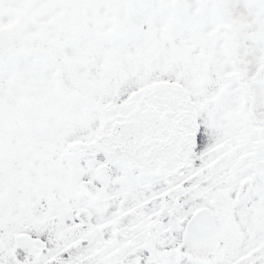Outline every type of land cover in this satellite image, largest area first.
<instances>
[{
  "label": "snow or ice",
  "instance_id": "snow-or-ice-1",
  "mask_svg": "<svg viewBox=\"0 0 264 264\" xmlns=\"http://www.w3.org/2000/svg\"><path fill=\"white\" fill-rule=\"evenodd\" d=\"M0 264H264V0H0Z\"/></svg>",
  "mask_w": 264,
  "mask_h": 264
}]
</instances>
